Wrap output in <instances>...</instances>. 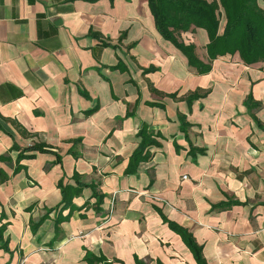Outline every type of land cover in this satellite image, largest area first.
<instances>
[{"label":"crops","instance_id":"crops-1","mask_svg":"<svg viewBox=\"0 0 264 264\" xmlns=\"http://www.w3.org/2000/svg\"><path fill=\"white\" fill-rule=\"evenodd\" d=\"M180 38L210 60L205 29ZM197 89L207 94L190 108ZM253 114L264 125V61L236 52L198 74L157 30L149 0H0V264H88V251L106 258L97 264H199L158 210L206 264H264V128ZM142 122L159 143L129 174ZM36 143L53 151L17 162V146ZM75 173L94 187L70 213L58 183L77 185Z\"/></svg>","mask_w":264,"mask_h":264},{"label":"trees","instance_id":"trees-1","mask_svg":"<svg viewBox=\"0 0 264 264\" xmlns=\"http://www.w3.org/2000/svg\"><path fill=\"white\" fill-rule=\"evenodd\" d=\"M96 1V0H90ZM151 12L154 16L155 24L159 33L167 40L171 41L181 52L187 57L188 63L195 68L198 74L209 73L212 69L213 61L219 56L227 54H234L239 52L241 58L246 64H252L259 61H264V10L259 7L258 0H149ZM226 17V25L224 31L220 33V20L222 10ZM196 28H203L207 31L209 42L207 43V52L209 61L205 62L199 58L196 52V45L193 43H186L180 38L181 32L196 30ZM95 37H100L98 33L92 32ZM120 60L117 67L121 66ZM156 67L150 66L145 69V72L154 71ZM207 92H202L197 89L187 96V101L191 108L194 100L203 97ZM171 97H176V94H169ZM245 103L249 108L254 109L259 106L258 102H254L252 96H248ZM156 104V103H150ZM130 112L128 115H133ZM257 123L264 128L263 123L253 114ZM181 121V129L187 133L190 123L186 120L185 114H179ZM138 136L141 141L129 159V164L126 169L127 173H135L141 161L147 160L151 157L149 147L157 145L159 141L154 137V130L149 127L146 122H142L138 131ZM81 142V139L74 141ZM16 147V146H15ZM17 157L19 159L24 157L26 151L38 150L41 152L53 151L51 146L36 143L34 145L21 149ZM203 149H197L191 146V153L203 152ZM74 153V150H71ZM76 156L78 154L75 153ZM33 156V155H30ZM8 155H1V160H7ZM57 160L61 161V156L57 153ZM18 169V167L16 168ZM9 179V175L0 169V182H5ZM77 185L64 184L59 181L58 185L62 192L63 208H70V213L76 206L73 203V198L82 193L84 187L94 184L83 183L78 178V173H75ZM94 196L97 197L98 207L103 200V195L94 188ZM230 204L221 203L220 206H227ZM163 220L169 226L178 232L187 246L192 251L195 259L199 264H206L203 255V247L195 240L194 236L184 227L169 220L161 210H158ZM59 216L56 218L55 226L59 231V224L62 220L67 219L70 215ZM4 227L0 228V241L4 248H8L7 239L4 238ZM85 260L88 264H97L98 262L106 261L103 256H96L89 251L85 255ZM137 264H143L137 259Z\"/></svg>","mask_w":264,"mask_h":264},{"label":"built area","instance_id":"built-area-1","mask_svg":"<svg viewBox=\"0 0 264 264\" xmlns=\"http://www.w3.org/2000/svg\"><path fill=\"white\" fill-rule=\"evenodd\" d=\"M184 178H187V175H184Z\"/></svg>","mask_w":264,"mask_h":264}]
</instances>
